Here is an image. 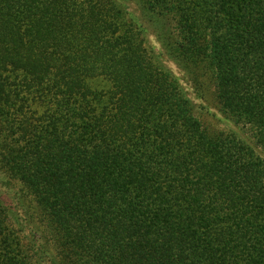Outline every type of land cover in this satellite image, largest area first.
<instances>
[{
  "label": "trees",
  "instance_id": "16d2710c",
  "mask_svg": "<svg viewBox=\"0 0 264 264\" xmlns=\"http://www.w3.org/2000/svg\"><path fill=\"white\" fill-rule=\"evenodd\" d=\"M0 264H264V0H0Z\"/></svg>",
  "mask_w": 264,
  "mask_h": 264
},
{
  "label": "rangeland",
  "instance_id": "374dc122",
  "mask_svg": "<svg viewBox=\"0 0 264 264\" xmlns=\"http://www.w3.org/2000/svg\"><path fill=\"white\" fill-rule=\"evenodd\" d=\"M149 40L151 42V45H155L157 46L158 48V44L156 43V40L154 39L153 36L149 37ZM166 66L169 67L172 72L177 76V77H180L181 76V73L178 71V69L176 68V66L174 64H172L170 61H166ZM212 112L215 114V112L212 110ZM210 114L212 113H207V114H202V117H204V119H207L208 121H211L213 122V125L218 128L219 130H222V131H226L229 130L227 127H230V128H234V126H230V125H225L224 123L222 124L221 122H217L215 120H213V118L210 116ZM220 116V115H219ZM222 118V116H220Z\"/></svg>",
  "mask_w": 264,
  "mask_h": 264
}]
</instances>
